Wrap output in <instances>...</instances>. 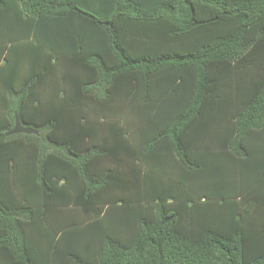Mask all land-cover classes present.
I'll list each match as a JSON object with an SVG mask.
<instances>
[{"label": "trees", "instance_id": "obj_1", "mask_svg": "<svg viewBox=\"0 0 264 264\" xmlns=\"http://www.w3.org/2000/svg\"><path fill=\"white\" fill-rule=\"evenodd\" d=\"M0 264H264V0H0Z\"/></svg>", "mask_w": 264, "mask_h": 264}, {"label": "water", "instance_id": "obj_2", "mask_svg": "<svg viewBox=\"0 0 264 264\" xmlns=\"http://www.w3.org/2000/svg\"><path fill=\"white\" fill-rule=\"evenodd\" d=\"M18 134H36V135H38L39 132L35 131L33 129H30V128L23 127L22 124L20 123L18 117H16L15 127L10 132L7 133V137L13 136V135H18Z\"/></svg>", "mask_w": 264, "mask_h": 264}, {"label": "crops", "instance_id": "obj_3", "mask_svg": "<svg viewBox=\"0 0 264 264\" xmlns=\"http://www.w3.org/2000/svg\"><path fill=\"white\" fill-rule=\"evenodd\" d=\"M53 227V228H52ZM58 227V226H57ZM54 225H40L39 226V234L38 237H37V241L38 243H42L44 244V241H45V234L46 233H54V232H57ZM59 230V228H58ZM44 246V245H43ZM44 248V247H43ZM42 248V249H43Z\"/></svg>", "mask_w": 264, "mask_h": 264}]
</instances>
